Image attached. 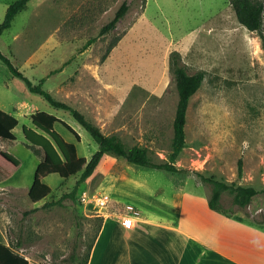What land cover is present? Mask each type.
Wrapping results in <instances>:
<instances>
[{
	"label": "rangeland",
	"instance_id": "rangeland-1",
	"mask_svg": "<svg viewBox=\"0 0 264 264\" xmlns=\"http://www.w3.org/2000/svg\"><path fill=\"white\" fill-rule=\"evenodd\" d=\"M14 1L0 0V24ZM124 1L131 5L127 15L115 30L101 35ZM0 50L34 85L45 79L43 89L56 100L82 112L106 135H118L129 148L148 147L156 162L168 160L174 136L179 94L172 54H179L191 74L205 72L188 108L187 146L176 162L185 172L143 168L108 153L75 198L66 195L80 174L47 176L43 182L51 194L36 204L25 195L8 201L9 206L0 198L3 226L23 239L39 264H73L76 244L84 260L106 215L149 217L151 204L165 210L166 203L172 206L182 199H195L200 211L218 215L209 207L211 185L194 171L258 189L252 203L235 207V214L263 223L264 51L259 34L238 22L228 0H32L0 35ZM0 109L19 121L16 140L6 142L22 163L14 181L24 186L33 184L42 161V153L27 146L23 130L32 126L37 112L55 114L74 128L80 141L62 125L55 127L76 145L79 157L90 160L99 150L69 111L31 92L2 61ZM241 159L244 172L239 177ZM85 192L110 196L105 214L92 202L82 203ZM223 203L232 205L230 193L224 194Z\"/></svg>",
	"mask_w": 264,
	"mask_h": 264
},
{
	"label": "trees",
	"instance_id": "trees-1",
	"mask_svg": "<svg viewBox=\"0 0 264 264\" xmlns=\"http://www.w3.org/2000/svg\"><path fill=\"white\" fill-rule=\"evenodd\" d=\"M32 0H16L8 8L4 22L0 24V35L12 27L15 18L22 13ZM232 6L238 22L249 32H256L261 39V47L264 51V0H228ZM130 3L124 1L117 10L115 17L103 27L101 35L111 33L117 28V24L127 15L130 10ZM121 37L116 38L109 46L107 54L119 43ZM93 41H89L90 45ZM0 61H2L11 71L13 76L25 81L29 90L40 94L50 105L58 110L69 111L74 119L93 137L98 143L99 150L90 160L81 158L78 155L77 147L74 143L66 141L55 129L56 125H62L70 131L78 141L81 136L66 121L49 112H37L31 116L32 127L23 128L27 146L32 148L38 155L42 153V162L38 165L35 179L29 192L32 202L38 203L45 200L51 194V188L43 180L53 174L59 175L63 179H68L81 175L80 181L75 189L66 197L75 198L79 186L91 178L102 163L106 154H114L124 158L130 164L159 170H166L171 173L185 172L176 166V162L186 148V125L187 114L191 98L201 88L205 79V72L198 71L191 74L188 68L181 63L179 54L174 52L171 56V69L176 78L179 94V102L174 120V136L171 143V151L168 160L156 162L150 154L148 147L135 145L129 148L121 138L116 135H106L102 129L89 120L82 112L71 107L65 102L56 100L50 92L43 89L45 79L38 85H34L0 50ZM19 125L18 119L12 114L0 109V142L15 141L14 130ZM21 167V161L13 154L3 150L0 146V182L9 179ZM244 163L239 161L238 176L242 177ZM202 182L211 185L212 192L209 200V207L228 217L233 216L235 207L247 208L260 192L253 186L241 185L236 182H227L218 179L216 176H206L199 171L193 172ZM225 193L232 195V205L226 207L223 203ZM28 214L27 212L24 215ZM103 223V222H102ZM99 225V232L102 227ZM80 244H76L71 256L73 264H88L90 253L84 260L80 258ZM0 264H29V262L16 254L11 246L0 243Z\"/></svg>",
	"mask_w": 264,
	"mask_h": 264
},
{
	"label": "crops",
	"instance_id": "crops-1",
	"mask_svg": "<svg viewBox=\"0 0 264 264\" xmlns=\"http://www.w3.org/2000/svg\"><path fill=\"white\" fill-rule=\"evenodd\" d=\"M9 145L0 142L1 148L12 154ZM21 168L22 163L13 176L0 182L5 206L23 195L30 200L33 184L14 181ZM186 204L192 205L188 211ZM197 205L195 199H182L172 206L166 203L165 210L151 204L149 217L106 215L88 264H264V221L254 223L235 213L231 217L220 212L216 215L212 209L215 215L205 214ZM0 243L11 246L29 264H39V256L28 253L22 238L9 235L1 219Z\"/></svg>",
	"mask_w": 264,
	"mask_h": 264
},
{
	"label": "built area",
	"instance_id": "built-area-1",
	"mask_svg": "<svg viewBox=\"0 0 264 264\" xmlns=\"http://www.w3.org/2000/svg\"><path fill=\"white\" fill-rule=\"evenodd\" d=\"M80 200L84 204H88L89 202H92L94 208L98 212L105 214L104 211L107 209L111 198L107 194L89 196V194L85 192L81 195ZM126 225L129 226L127 222H126Z\"/></svg>",
	"mask_w": 264,
	"mask_h": 264
}]
</instances>
